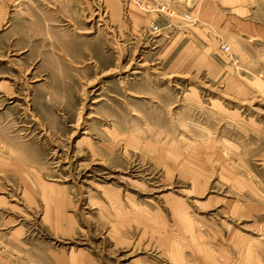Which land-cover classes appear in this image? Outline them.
Segmentation results:
<instances>
[{
    "label": "rangeland",
    "instance_id": "obj_1",
    "mask_svg": "<svg viewBox=\"0 0 264 264\" xmlns=\"http://www.w3.org/2000/svg\"><path fill=\"white\" fill-rule=\"evenodd\" d=\"M73 257L264 264V0H0V264Z\"/></svg>",
    "mask_w": 264,
    "mask_h": 264
},
{
    "label": "built area",
    "instance_id": "obj_2",
    "mask_svg": "<svg viewBox=\"0 0 264 264\" xmlns=\"http://www.w3.org/2000/svg\"><path fill=\"white\" fill-rule=\"evenodd\" d=\"M149 6L150 5L145 6L146 10L156 12L160 15H163L167 18H170L171 21H173V22H177V21L180 22L181 25H179L177 27V29H182V26H184L185 24H188V25L193 24V20H192L191 16L186 14V13H182V14L178 15L174 11L170 10L168 7H166L164 5H155L151 8ZM148 27H149L150 34L155 35V34L159 33L160 27L158 26V23L156 21H151L149 23ZM222 50L224 53L229 54L228 53L229 52L228 47H222Z\"/></svg>",
    "mask_w": 264,
    "mask_h": 264
},
{
    "label": "crops",
    "instance_id": "obj_3",
    "mask_svg": "<svg viewBox=\"0 0 264 264\" xmlns=\"http://www.w3.org/2000/svg\"><path fill=\"white\" fill-rule=\"evenodd\" d=\"M200 25H197V33L195 31H193V33L195 34L194 36V44L197 45L198 48H204V39H205V27H204V30H203V27H200ZM222 49V48H221ZM229 55H230V58L232 56L230 50H229ZM224 54V53H223ZM225 55V54H224ZM226 56V55H225ZM229 60V59H228ZM227 60V63L230 65V66H234L235 63L233 64H230V62ZM73 262L75 264H78V261H77V258L75 259V257L72 258Z\"/></svg>",
    "mask_w": 264,
    "mask_h": 264
}]
</instances>
